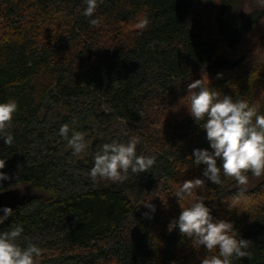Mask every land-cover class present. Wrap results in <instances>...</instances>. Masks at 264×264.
I'll return each instance as SVG.
<instances>
[{"label":"trees","instance_id":"trees-1","mask_svg":"<svg viewBox=\"0 0 264 264\" xmlns=\"http://www.w3.org/2000/svg\"><path fill=\"white\" fill-rule=\"evenodd\" d=\"M238 3L99 0L92 26L84 0H0V103L19 106L13 144L0 140L11 177L3 193L23 200L0 231L21 224L18 243L42 249L37 264H201L212 253L170 230L177 187L200 178L197 195L213 217L251 242L233 264H264V182L236 201L234 178L208 181L190 158L211 151L206 133L181 103L188 83L207 76L212 89L264 113V11L231 20ZM144 16L148 28L136 29ZM73 120L87 141L79 156L58 134ZM133 136L155 166L122 182L94 180L98 147Z\"/></svg>","mask_w":264,"mask_h":264},{"label":"clouds","instance_id":"clouds-1","mask_svg":"<svg viewBox=\"0 0 264 264\" xmlns=\"http://www.w3.org/2000/svg\"><path fill=\"white\" fill-rule=\"evenodd\" d=\"M99 0H84L86 7L83 15L90 18V24H99V18H93L97 11ZM264 6V0H257ZM150 24L147 16L138 18L135 28L146 30ZM207 76L188 83V95L182 102L190 117L206 133L208 149H194L192 161L199 167L204 165L202 175L216 185L224 183L223 178H234L238 185L249 183V174L253 177H264V113L257 104H250L244 99H233L231 95L221 94L212 89ZM19 110L17 101L9 99L0 103V140L11 146L14 136L9 131L14 117ZM77 122L64 124L59 129V136L71 148L73 156L85 152L87 141L85 134L77 130ZM139 136H133L127 142L113 140L98 147L93 157V167L89 175L112 182H122L128 179V173H145L156 164L155 156L137 155ZM194 158V159H193ZM218 161L220 165L218 166ZM7 161L0 158V194L5 191L3 182L11 177L2 171ZM205 180L196 178L186 180L177 187L174 196L178 198L181 207L180 215L170 224V230L179 229L183 236L193 239V246H204L210 255L201 259V264H233L234 259L249 257L251 242L243 239L235 230L234 224L225 220H216L212 209L206 206L205 198L197 195V190L203 188ZM244 191L235 197L236 201L243 199ZM144 207L150 213H155V205L146 202ZM0 225L14 213L12 208L0 209ZM153 218L149 212L145 213ZM24 228L13 223L9 230L0 231V264H37L42 249L28 243L22 246L18 239Z\"/></svg>","mask_w":264,"mask_h":264},{"label":"rangeland","instance_id":"rangeland-1","mask_svg":"<svg viewBox=\"0 0 264 264\" xmlns=\"http://www.w3.org/2000/svg\"><path fill=\"white\" fill-rule=\"evenodd\" d=\"M264 11V6L258 4L257 0H239V3L232 9L230 19L240 22L248 21L254 13ZM264 182V177H249V183L245 186L236 185L232 189L253 190Z\"/></svg>","mask_w":264,"mask_h":264},{"label":"water","instance_id":"water-1","mask_svg":"<svg viewBox=\"0 0 264 264\" xmlns=\"http://www.w3.org/2000/svg\"><path fill=\"white\" fill-rule=\"evenodd\" d=\"M23 202L18 191H10L0 195V209L4 207L17 208ZM2 213V212H0Z\"/></svg>","mask_w":264,"mask_h":264}]
</instances>
